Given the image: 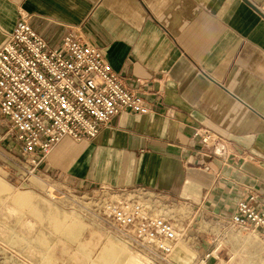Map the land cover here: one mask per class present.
I'll list each match as a JSON object with an SVG mask.
<instances>
[{
    "label": "crops",
    "instance_id": "obj_1",
    "mask_svg": "<svg viewBox=\"0 0 264 264\" xmlns=\"http://www.w3.org/2000/svg\"><path fill=\"white\" fill-rule=\"evenodd\" d=\"M248 1L264 15V0ZM21 13L52 48L81 31L150 108L116 115L93 140L63 138L40 170L77 188L147 190L185 230L179 260L220 264L219 247L205 259L206 234L248 190L264 198V18L242 0H0V46ZM92 229L110 254L107 232Z\"/></svg>",
    "mask_w": 264,
    "mask_h": 264
},
{
    "label": "built area",
    "instance_id": "obj_2",
    "mask_svg": "<svg viewBox=\"0 0 264 264\" xmlns=\"http://www.w3.org/2000/svg\"><path fill=\"white\" fill-rule=\"evenodd\" d=\"M28 19V14L21 13L0 46V113L9 119L31 166H40L65 137L76 142L93 140L120 113L150 112L143 98L120 81L102 50L87 42L81 31L69 33L52 48ZM194 135L206 146L218 139L204 128L195 129ZM98 195L102 216L110 219L115 232L157 263H174L171 255L185 230L160 214V198L145 189L106 186H100ZM228 224L264 238V198L248 190L237 199ZM211 256L217 258V248L205 259Z\"/></svg>",
    "mask_w": 264,
    "mask_h": 264
},
{
    "label": "rangeland",
    "instance_id": "obj_3",
    "mask_svg": "<svg viewBox=\"0 0 264 264\" xmlns=\"http://www.w3.org/2000/svg\"><path fill=\"white\" fill-rule=\"evenodd\" d=\"M14 135L9 120L0 114V264H165L157 263L140 246L115 232L110 219L100 211V187L97 191L77 188L59 176L45 174L40 166L34 168ZM230 216L226 223L206 234L210 249L219 247L220 264H264V238L233 228L228 224ZM197 221L194 219L193 226L198 225ZM211 224L217 226L215 222ZM99 226L110 237V254H99V247L95 249L94 240L101 241L103 235L96 233L95 239L87 235V230L93 232L92 228ZM119 242L133 247L125 243V250ZM193 251L189 250L190 256ZM114 253L124 256L117 260ZM190 260L187 264H191ZM174 261L172 264H184ZM200 264L205 263L202 260Z\"/></svg>",
    "mask_w": 264,
    "mask_h": 264
},
{
    "label": "bare ground",
    "instance_id": "obj_4",
    "mask_svg": "<svg viewBox=\"0 0 264 264\" xmlns=\"http://www.w3.org/2000/svg\"><path fill=\"white\" fill-rule=\"evenodd\" d=\"M123 245H124V247H126L127 248V245L125 244V242H121ZM177 247V246H176ZM175 252V255L173 254ZM185 250H184V247L183 246H180V247H177V248H175L174 249V251H173V253H172V255H171V258H172V260L174 261V260H176V262H179V258L180 259H182L183 258V256H185ZM140 254H136V256H139ZM141 256V255H140ZM138 259V261H140V259L139 258H137ZM175 262V261H174ZM180 263V262H179Z\"/></svg>",
    "mask_w": 264,
    "mask_h": 264
},
{
    "label": "water",
    "instance_id": "obj_5",
    "mask_svg": "<svg viewBox=\"0 0 264 264\" xmlns=\"http://www.w3.org/2000/svg\"><path fill=\"white\" fill-rule=\"evenodd\" d=\"M244 3H246L248 6H250L255 12H257L259 15H261L264 18V15L257 9L256 6H254L252 3H250L248 0H242Z\"/></svg>",
    "mask_w": 264,
    "mask_h": 264
}]
</instances>
